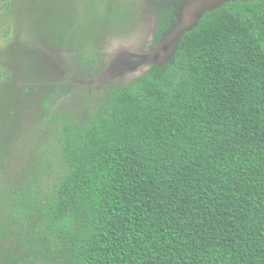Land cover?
<instances>
[{
  "label": "trees",
  "instance_id": "1",
  "mask_svg": "<svg viewBox=\"0 0 264 264\" xmlns=\"http://www.w3.org/2000/svg\"><path fill=\"white\" fill-rule=\"evenodd\" d=\"M176 24L171 7L156 40ZM61 121L51 183L6 194L0 264H264V0L204 12L95 117Z\"/></svg>",
  "mask_w": 264,
  "mask_h": 264
},
{
  "label": "rangeland",
  "instance_id": "2",
  "mask_svg": "<svg viewBox=\"0 0 264 264\" xmlns=\"http://www.w3.org/2000/svg\"><path fill=\"white\" fill-rule=\"evenodd\" d=\"M230 1L0 0V228L8 192L51 183L62 114L85 124L111 91L166 62L199 16ZM171 7L177 24L157 41ZM94 61L104 66L90 77Z\"/></svg>",
  "mask_w": 264,
  "mask_h": 264
}]
</instances>
